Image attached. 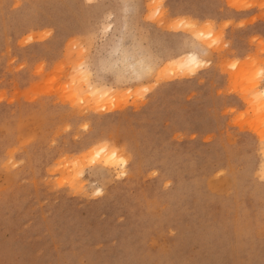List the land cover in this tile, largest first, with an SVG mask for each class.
I'll return each mask as SVG.
<instances>
[{"label": "rangeland", "instance_id": "rangeland-1", "mask_svg": "<svg viewBox=\"0 0 264 264\" xmlns=\"http://www.w3.org/2000/svg\"><path fill=\"white\" fill-rule=\"evenodd\" d=\"M263 91L264 0H0V264H264Z\"/></svg>", "mask_w": 264, "mask_h": 264}, {"label": "bare ground", "instance_id": "bare-ground-1", "mask_svg": "<svg viewBox=\"0 0 264 264\" xmlns=\"http://www.w3.org/2000/svg\"><path fill=\"white\" fill-rule=\"evenodd\" d=\"M203 32H199L198 34H197V38L198 39H200L201 37H202V34ZM209 36L211 35V33L210 34H208ZM198 42H199V44L201 43V41L200 40H198ZM202 45H204L203 43H202ZM175 62H177V65H178V67H180L181 68V70H183V71H188V70H191L193 73H195L196 72V69L197 68H199V67H201L202 65H204V60H202V58L200 57V54L196 51V50H193V51H190L189 53H187L186 55H184V56H181V57H179V58H177L176 60H175ZM146 66H148V65H146ZM142 67V66H140L141 67V71H143V69L144 68H148V67ZM141 71H135V73H136V75H138V77H140L141 76ZM90 88V91L92 92V93H94V94H100V93H102V91H101V88H99L98 86L96 87V86H92V85H90L89 86ZM103 94H106V93H103ZM261 98H260V96H259V105H260V107H262V110H261V113L263 112L264 113V99L262 100V98L264 97V91L261 93ZM97 108L99 109V108H102V109H108V107L105 105V104H99L98 106H97ZM262 113V114H263ZM261 114V115H262ZM264 117V115H262V118ZM264 119V118H263ZM102 151H108V148H103V150ZM110 152V151H109ZM109 155H110V157H109V159L111 160V159H115L116 158V154L114 153V152H110L109 153ZM108 155V156H109ZM121 165H125V160L124 159H121ZM262 173H263V175H264V165L262 166ZM100 192V190H98L97 191V193H99Z\"/></svg>", "mask_w": 264, "mask_h": 264}]
</instances>
